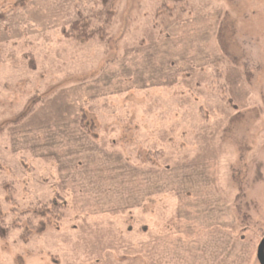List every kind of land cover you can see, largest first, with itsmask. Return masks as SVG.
Instances as JSON below:
<instances>
[{"label":"rangeland","instance_id":"rangeland-1","mask_svg":"<svg viewBox=\"0 0 264 264\" xmlns=\"http://www.w3.org/2000/svg\"><path fill=\"white\" fill-rule=\"evenodd\" d=\"M0 228V264H259L264 0H0Z\"/></svg>","mask_w":264,"mask_h":264},{"label":"trees","instance_id":"trees-1","mask_svg":"<svg viewBox=\"0 0 264 264\" xmlns=\"http://www.w3.org/2000/svg\"><path fill=\"white\" fill-rule=\"evenodd\" d=\"M73 31H77L78 32V37L79 38H82V35L84 34V33H86V32H81V30H82V25H81V23L80 22H75L74 24H73ZM91 33H93V37L92 38H94L95 36H99V37H101V38H105L106 37V30H104V29H102V28H97L96 30H94V32H91ZM2 229H4V228H0V231H3ZM8 232H10V228H8V229H6L5 230V233L3 234V236L4 237H7V235H8Z\"/></svg>","mask_w":264,"mask_h":264},{"label":"water","instance_id":"water-1","mask_svg":"<svg viewBox=\"0 0 264 264\" xmlns=\"http://www.w3.org/2000/svg\"><path fill=\"white\" fill-rule=\"evenodd\" d=\"M257 260L259 264H264V237L257 248Z\"/></svg>","mask_w":264,"mask_h":264},{"label":"flooded vegetation","instance_id":"flooded-vegetation-1","mask_svg":"<svg viewBox=\"0 0 264 264\" xmlns=\"http://www.w3.org/2000/svg\"><path fill=\"white\" fill-rule=\"evenodd\" d=\"M263 239V238H262ZM261 242V241H260ZM260 244V243H259ZM259 246V245H258Z\"/></svg>","mask_w":264,"mask_h":264}]
</instances>
